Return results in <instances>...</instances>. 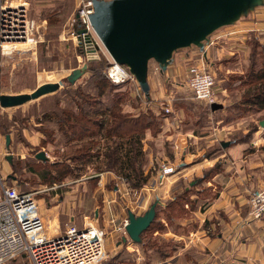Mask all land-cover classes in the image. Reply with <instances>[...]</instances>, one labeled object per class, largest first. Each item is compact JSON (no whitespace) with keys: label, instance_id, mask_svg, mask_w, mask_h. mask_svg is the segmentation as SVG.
Returning a JSON list of instances; mask_svg holds the SVG:
<instances>
[{"label":"rangeland","instance_id":"rangeland-1","mask_svg":"<svg viewBox=\"0 0 264 264\" xmlns=\"http://www.w3.org/2000/svg\"><path fill=\"white\" fill-rule=\"evenodd\" d=\"M1 1L8 9L21 7L19 9L24 10L30 36L29 40L20 43L5 44L9 49L5 50L4 46L0 48V95L31 93L41 84L63 80V84L54 92L20 105L7 108L0 106V174L5 176L7 184L14 183L24 191L41 190L37 193V202L46 235L62 232L68 223L82 227L88 222V225L91 223L101 228L105 213L104 194L112 191L113 187H116L114 198L122 204L127 214L123 218L127 217V220L128 211L141 215L156 198L159 199L156 206L160 203L172 204L160 209V212L167 211L164 212L167 219L162 216L166 220H161L163 212L158 213L150 229L140 235L141 240H144L142 245L133 243L127 233L124 237L118 234L112 237L106 233L105 252L97 264H145L153 257H161L156 250L172 247L173 241L151 234L157 222L164 225L160 231L168 229L180 232L184 226V240L190 241L188 237L191 234L186 228L191 229L193 226L186 221L192 218L197 220L198 217L193 214L197 208L201 212L206 211L210 203L218 202L222 192L232 189V193L243 195L244 204L241 207L238 199L231 203L228 200L227 209L230 206L245 208L243 210L247 215L244 225L258 221L251 220L249 216V198L254 189L264 188V109L237 112L235 105L239 103L242 93L238 76L243 75L251 64L252 43L256 41L260 45L257 52L264 53V29L254 27L261 13L264 17V5L256 7L234 24L214 31L203 51L196 46L177 50L181 54L188 52L181 56L179 53L175 63L176 53L173 54V67L178 64L186 68L185 73L177 76L174 82H164V77L161 78L158 73L160 67L157 69V65L150 62L148 82L152 79L153 84L158 78L160 81L154 91L149 90L147 97L137 81L132 80L115 84L118 86L115 89L107 86L104 95H98L93 87L95 83L89 62L104 61L103 71L106 73L112 58L93 31L89 35L97 51L96 55H90L94 58L88 57L83 41L76 36V31L83 28L76 20L82 0ZM255 10L259 13L250 15ZM73 19L76 21L73 22ZM247 21L253 24H245ZM84 64L88 66L86 71L74 84H68L66 76ZM192 66L203 67L212 74L215 103L222 104L221 109L211 111L204 101L193 97L186 79V73ZM159 86H162V90ZM81 94L93 100H104L106 105L112 103L114 96L122 95L120 107L124 114L131 117L149 111L160 118L162 116V129L157 133L155 131L159 126L147 129L141 138L143 169L145 174H149L146 184L138 188L121 175L106 170L102 156L93 157L86 164L83 159L68 158L80 156L81 152L74 150L76 145L66 142L64 134L58 129L56 116L64 108L78 111L72 100L76 96L78 99L75 100H83L79 98ZM167 107L170 109L168 113H174L172 117L165 112ZM166 122L172 124L183 137L176 139L173 132L168 134L169 138L164 137L162 131L167 126ZM49 130L53 131V140L50 142L43 134V131ZM6 135L10 136L8 147ZM85 141L89 142L88 139ZM91 142L88 145L91 153L101 152L112 144L111 139L106 137ZM221 142L229 144L222 146ZM244 143L247 150L240 152V146ZM40 151L48 157L44 162L35 157ZM8 176L11 178L8 179ZM182 188L190 190L182 195ZM147 194H150L149 204L144 201ZM220 212L226 216L225 211L220 209ZM176 218L185 219V225L177 224ZM207 224L203 217L201 226L207 229ZM118 240L120 242L117 245ZM252 244L264 247V241H252ZM6 264L30 262L26 255L21 254Z\"/></svg>","mask_w":264,"mask_h":264},{"label":"water","instance_id":"water-1","mask_svg":"<svg viewBox=\"0 0 264 264\" xmlns=\"http://www.w3.org/2000/svg\"><path fill=\"white\" fill-rule=\"evenodd\" d=\"M89 22L100 44L112 60L124 65L136 79L141 91L149 97L148 65L150 61L164 71L173 63V54L183 48L198 47L203 51L217 29L232 25L246 16L264 0H91ZM83 45L89 58L96 55V48L85 28ZM86 64L75 68L66 76L68 84L86 71ZM63 80L44 83L31 93L0 95V106L7 108L20 105L44 94L56 91ZM220 103L210 105L211 111L221 109ZM10 136H5L8 147ZM229 142H221L222 146ZM35 157L47 160L45 152ZM7 159H10L8 156ZM155 201L141 215L128 211L126 233L133 243H140V235L155 217Z\"/></svg>","mask_w":264,"mask_h":264},{"label":"built area","instance_id":"built-area-1","mask_svg":"<svg viewBox=\"0 0 264 264\" xmlns=\"http://www.w3.org/2000/svg\"><path fill=\"white\" fill-rule=\"evenodd\" d=\"M19 8L21 7L5 8L0 0V48L5 44L13 45L29 40L30 27L23 14L24 10ZM91 12V0H82L76 20L88 33L93 31L88 18ZM76 20L73 19V22ZM75 34L83 41L84 34H78L77 31ZM110 65L106 75L112 83L136 81L126 66L113 60ZM186 79L196 100L204 101L207 105L216 102L214 77L205 68L190 67ZM165 112H170V109L165 108ZM4 177L0 174V264H6L21 254L26 255L30 264L99 262L105 252V233L102 229L92 224L78 227L74 223H68L62 232L53 236L46 235L37 202V193L41 190L24 191L14 183L7 184ZM249 205L251 220L264 219V188H256L251 192ZM109 214L111 215V211ZM110 223L111 231L122 237L126 235L127 217L114 221L111 216ZM158 264L170 263L163 260Z\"/></svg>","mask_w":264,"mask_h":264},{"label":"trees","instance_id":"trees-1","mask_svg":"<svg viewBox=\"0 0 264 264\" xmlns=\"http://www.w3.org/2000/svg\"><path fill=\"white\" fill-rule=\"evenodd\" d=\"M252 44L251 64L243 75L238 76L242 93L239 103L235 105V110L237 112H245L253 108H256L257 111L264 109V53L257 52L260 45L256 41ZM255 55L257 57H255ZM89 63V69L92 72L95 83L93 87L96 88L99 96L104 95L107 86L111 89L118 87L111 83L105 71H103L104 61L93 60ZM109 82L111 84H109ZM77 97L78 96L74 97L72 102L75 103L78 111L72 108H64L60 115L56 116L58 129L64 134V137L67 139L66 142L73 143V145H76L74 146V150L81 152L80 156L74 155L68 158L74 160L83 159L85 163L93 157L98 158L102 156L106 170H112L117 173V175H121L132 185L138 186V188L146 184L149 174H145L143 169L141 138L147 129L159 126L160 128L155 131L156 133L162 129V116L160 118L153 112L149 113V111L131 117L124 114L120 107L122 95L114 96L110 105L104 104V100H93L86 94H81V96H79V98L83 100H75L78 99ZM208 106L210 107V105ZM167 114L170 115V117L174 115V113ZM43 134L47 138V141L50 142L53 140V131H43ZM102 137H106L107 139L110 138V143L112 144L104 148L101 152L91 153L88 149V145L90 146L92 143L91 141L94 139ZM85 139H88L89 142L87 143ZM7 178L10 179L11 176ZM188 190L190 189L184 188L180 193L183 195ZM169 204L171 205L172 202ZM164 205L165 204L160 203L155 207V216H157L158 213L167 212L166 210L160 212V209H162ZM164 214L163 216L167 219V215ZM153 223L152 221L145 231H148ZM161 229H164V225L157 222L152 232ZM140 244H144L143 239ZM150 246H154V244ZM169 248L168 246L162 250L158 248L156 253H159L162 258H165L169 255Z\"/></svg>","mask_w":264,"mask_h":264},{"label":"crops","instance_id":"crops-1","mask_svg":"<svg viewBox=\"0 0 264 264\" xmlns=\"http://www.w3.org/2000/svg\"><path fill=\"white\" fill-rule=\"evenodd\" d=\"M253 13L256 14L259 12L255 10L250 15H252ZM262 15L263 14L261 13V17L256 19L257 21L254 23L256 25L254 27H256L257 29H264V17ZM245 24L253 23L252 21H247L245 22ZM187 52L188 51L182 54L180 51L175 52L176 54L174 55V63L175 61L177 62V56L179 53L181 56L185 53L187 54ZM183 60L185 61L186 59ZM150 62L152 63V65L155 64L154 61ZM150 62L149 66L151 67ZM185 65L187 66L186 62ZM184 70H186V68H182L178 66V64L173 67L172 64L169 65L164 71L158 70V73L161 78L164 77V82H174L177 76H179L181 73H185ZM159 81L160 80L158 78V81H155L153 85L152 79L149 80L150 91H154L157 88V86L159 85ZM161 87L162 86H159L160 90H162ZM166 124L167 126L163 127L164 130L162 131V134H165L164 137L169 138L170 135L168 136V134H170V132H173L172 134H175L174 136L176 137V139L183 137V134L176 130L172 124H170L169 122H166ZM240 148V152L244 151L245 149L247 150L246 143H244V145H241ZM233 190L234 189L222 192V197L224 198V200H222L221 202V199L223 198L219 197L218 202L216 203L214 201L212 202V204L210 203L206 211L201 212L199 208H197L195 212L193 211L194 216L198 217L199 222L197 218V220H193L192 218L189 221H186L193 226L191 229L186 228L189 229L188 232H190L191 234L190 237H188L190 241L184 240L185 228H183V225H185L184 223H186L185 219L176 218V223L183 226L181 227L180 232H173L169 231L168 229H165L163 231H154L152 233L154 236L160 235L167 241L172 240L173 244L172 247H168L170 249V252L168 253L169 255L167 257H153V259L145 264H158L163 260L169 261L170 264H264V247H259L258 244H252V241L257 243L264 241V221H253L249 225H244V220L247 215V212L244 211L245 208H243V210L242 208L237 209L230 206L231 208L227 209V205H229L232 200L238 199L241 207H243L244 204L243 195L241 193H232L231 191ZM115 191L116 187H113L112 191L104 194L103 209L105 213L102 216V222L104 224H102L101 228L99 227L103 230L105 235L106 233H108L112 237H114V235L117 237V233L111 231L112 226L110 223V217L112 216L114 221H119L121 218H123V216L127 215L122 208V204L119 203L117 199L115 200ZM149 198L150 194H147V196L144 197V201L147 202V204H149L150 202ZM144 207L142 209H144ZM220 209L222 211H225L226 216H224V213L222 215L220 214ZM109 211H111V215L109 214ZM162 216L163 215H161V220L165 219ZM203 217H205L207 223H209L207 224V229H204V227L201 226ZM53 220L56 221L55 218ZM215 224H217V227ZM96 225L98 226L99 224ZM119 242L120 240L117 241V245L119 244ZM135 250L137 251V249Z\"/></svg>","mask_w":264,"mask_h":264},{"label":"bare ground","instance_id":"bare-ground-1","mask_svg":"<svg viewBox=\"0 0 264 264\" xmlns=\"http://www.w3.org/2000/svg\"><path fill=\"white\" fill-rule=\"evenodd\" d=\"M5 8H7V7H5ZM7 46H9V45H7ZM4 48H5V50H6V49H9V48H6V45L4 46ZM90 224H91V223H90Z\"/></svg>","mask_w":264,"mask_h":264}]
</instances>
